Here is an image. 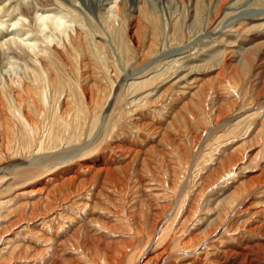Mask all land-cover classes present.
I'll return each instance as SVG.
<instances>
[{"label":"rangeland","instance_id":"obj_1","mask_svg":"<svg viewBox=\"0 0 264 264\" xmlns=\"http://www.w3.org/2000/svg\"><path fill=\"white\" fill-rule=\"evenodd\" d=\"M149 1L157 20L132 22L122 10L123 21L111 25L85 17L82 27L70 20L68 34L74 37L76 28L84 37L75 50L68 37L53 39L64 56L50 46L43 55L48 74L37 71L47 98L46 106L39 100L43 115H34L42 119L40 134L34 139L28 132L29 138L12 119L8 126H16L15 133L0 135V202L32 191L20 201L29 204L21 221L35 220L24 222L27 233L33 228L54 240L64 235L70 252L48 264H264V9L250 22H238L244 5L249 12L264 2L234 0L215 21L208 0L196 10L192 0H171L170 7ZM21 19L28 29L29 19ZM3 39L0 52L15 64L0 67V88L9 94L1 100L11 118L13 92L4 79L31 81L27 68L39 67L44 44L38 38L34 51L21 52ZM241 46L242 62L231 53ZM62 102L68 110L63 122L55 115ZM79 190L92 198L82 214ZM7 206L0 208V237L18 218L14 203ZM52 215L59 218L46 228L41 217ZM69 216L78 223H67ZM71 226H87L88 236L79 231L77 240L68 239ZM47 251L54 252L51 245ZM16 254L0 264L16 263ZM21 257L31 264L39 259L31 251Z\"/></svg>","mask_w":264,"mask_h":264},{"label":"bare ground","instance_id":"obj_2","mask_svg":"<svg viewBox=\"0 0 264 264\" xmlns=\"http://www.w3.org/2000/svg\"><path fill=\"white\" fill-rule=\"evenodd\" d=\"M171 0H157V6L160 7V6H169L170 7V2ZM186 1H189V0H186ZM201 1L203 2L204 0H192L191 1V4L193 6V9H197L198 6L200 5ZM234 0H220V3L218 5H215V6H212V2H210V0H208V4H210V8L212 11V19H214L215 21L218 18L220 12L226 7L225 5L227 4H231V2H233ZM260 1H263L264 0H260ZM53 2V3H51ZM118 1L116 0H41V1H37L36 0V4L32 5L29 0H0V39L4 38L3 39V44H5L7 47H11V48H18L19 50H21V52L24 50V51H28V50H31V51H34V47L38 44H35L36 43V39H41L40 41L43 42V47L41 50H42V54L40 53V55L38 56L37 55V63L39 65L38 68H35L32 69V68H27L29 69V74L28 76L31 77V81L27 82V81H24V80H20L22 77L21 76H18L14 79L10 78L9 77V80L6 78H2L5 80V82H7V84L10 85V87L12 88V92H13V95H12V101L11 103H14V106L12 109H10V112H11V115L12 117L9 118L7 117V113L5 112L4 108H3V102L1 100V98H8L9 97V94L6 93V90L4 88H0V135H6V133H15V129H16V126H15V129L14 127L13 128H10L8 126V122L11 121L12 119H14V121L16 122H19L21 124V126L23 127L24 129V133L25 135L29 136L28 135V132H30V134H32V136H36L38 134H40V130L38 129V118H35L34 115H36V113H38L40 116L43 115V111L42 108H41V105L39 104V100L42 101V104L43 105H47V98L45 96V92H44V89H45V86L42 87L41 85V77L39 75V73L37 71H41V72H44L46 70V63H45V58H44V54H46L49 50L47 49H51L50 46L53 45V39L55 38V41H56V38H58L60 40V37H68V42L71 44V46L74 48H76L77 44L80 43L81 44V39H83L84 37L82 36L83 34H81V32L79 30H76V28L74 29V32H75V36H70V34H68V30L71 29L70 25V20L72 23H75L79 26H82L84 27L85 24H84V19L85 17L87 18H90L92 20L93 23H97V24H103V23H108V24H113L115 22H117L118 20L120 21H123L122 20V12L123 11H126L127 12V16L129 17L130 20H132V22L136 21L137 22H141V17H145L146 18V21H149L150 19H153V20H157L158 18V15H157V12L155 11V8L154 6L156 5H152V3L149 1V0H119V2L117 3ZM207 2V0H206ZM257 2V1H256ZM112 4V5H111ZM13 5V6H12ZM221 5V6H220ZM220 6V7H219ZM232 4L228 7V9H231L233 7H231ZM157 7V8H158ZM245 7L243 10H242V14H240L239 16H242L241 19L238 21V22H246V21H251L253 20V18L255 17H249L250 15H257V10H263L264 9V6L260 7V8H253L252 10H250L249 12H244V11H248L250 7H246L245 5L243 6ZM191 9V8H190ZM192 9V10H193ZM240 9V8H239ZM251 9V8H250ZM123 10V11H122ZM196 12V11H195ZM141 14H143L141 16ZM197 15V14H196ZM234 15V14H233ZM248 15V17H247ZM237 16V15H236ZM7 18V19H6ZM21 18H27L29 19V23L31 24L29 26L28 29L24 28L25 26H22V21L23 19ZM197 18V17H196ZM194 16L193 18H191V22H194L196 21V19ZM236 18V17H235ZM3 19H6V20H3ZM69 19V20H68ZM129 20V21H130ZM177 21V19L175 20V22ZM25 22V21H24ZM106 23V24H107ZM123 24V22H122ZM140 24V23H139ZM264 24V23H263ZM25 25V24H24ZM74 25V24H73ZM136 25V24H134ZM76 26V25H75ZM8 27H10V29H8ZM86 27V26H85ZM3 28V29H2ZM15 28V29H13ZM3 31H2V30ZM45 29L47 31H45ZM72 30H73V26H72ZM111 32V31H110ZM32 33V34H31ZM13 35V36H18L19 39L13 37V36H10L8 39H5L6 36L8 35ZM109 34V33H108ZM111 34V33H110ZM109 34V36H110ZM57 39V40H58ZM63 39V38H62ZM26 40V41H25ZM110 40V39H108ZM114 40V39H113ZM2 41V40H1ZM1 41H0V44H1ZM22 41H25V42H22ZM62 41V40H61ZM262 41V40H260ZM59 42V41H58ZM58 42L55 44V45H59ZM64 42V40H63ZM62 42V43H63ZM66 42V40H65ZM263 42V43H262ZM260 42V45H264V41ZM61 43V42H60ZM107 43V42H105ZM262 43V44H261ZM113 44V43H112ZM256 44H259V42L256 43L249 49L247 50V55L249 56L252 52H253V48L254 46H256ZM39 45V44H38ZM96 45V43H95ZM252 45V44H251ZM97 46V45H96ZM108 46V45H107ZM2 47V46H0ZM264 47V46H263ZM262 47V48H263ZM36 48V47H35ZM244 48V47H243ZM242 46L239 48V52L238 51H232L231 53L233 54H236V56L234 57V59L238 58V60H240V62H242L241 60L242 59H239L240 58V50L243 49ZM258 48V47H257ZM53 50L54 52L59 55V56H64L63 53H60L57 51V49H54V45H53ZM67 52L70 51L68 50V48L65 49ZM246 50V49H244ZM23 51V52H24ZM30 51V52H31ZM115 51V50H114ZM51 52V51H50ZM115 54V52H114ZM36 55V54H35ZM212 56V55H211ZM239 56V57H238ZM8 56L7 54L4 52V50H2V52H0V67H5L4 64H8V67L10 68H13V65L14 64V61H11V60H8L7 59ZM246 60V58H245ZM31 61V60H30ZM35 61V60H34ZM61 61V60H60ZM244 61V60H243ZM17 66V64H16ZM15 67V66H14ZM49 68V67H48ZM32 69V71H30ZM34 72V73H33ZM47 74L48 72L45 71ZM16 73V72H15ZM6 74V73H5ZM14 74V73H13ZM33 76H32V75ZM6 77V76H5ZM47 78V77H46ZM130 79V78H129ZM128 79V80H129ZM47 80V79H46ZM50 80V78H49ZM54 80V79H53ZM52 80H50L49 82L51 83ZM48 82L46 81V84ZM53 83V81H52ZM53 85V84H52ZM54 85H57V84H54ZM18 86V87H17ZM49 86V85H48ZM114 86V85H113ZM56 87V86H54ZM47 88V87H46ZM51 89H55V88H52ZM57 89H58V86H57ZM60 89V88H59ZM59 89H58V92H59ZM64 89V88H63ZM50 90V89H49ZM71 90V89H70ZM61 91V90H60ZM51 92V91H50ZM57 92V91H56ZM63 92V91H62ZM179 92V91H178ZM12 94V93H11ZM10 94V95H11ZM113 93L109 95V98H108V101L111 102L112 100V97H113ZM37 96L39 97V99H37ZM57 96V95H56ZM55 96V97H56ZM53 97V96H52ZM71 97V96H69ZM65 98V96H64ZM76 98V97H75ZM64 100V99H63ZM57 101V100H56ZM65 101V100H64ZM78 102V100H77ZM71 103V102H70ZM75 104V103H74ZM42 105V106H43ZM108 105V104H107ZM75 106V105H74ZM79 106V105H78ZM9 108V107H8ZM43 108H46V107H43ZM69 108V107H68ZM75 108V107H74ZM73 108V109H74ZM77 108V107H76ZM76 110V109H75ZM9 111V109H8ZM48 111V109H47ZM67 106H65L64 102H62L61 106H60V109L59 111L55 114L59 119L60 121H64L66 120L65 117L66 115L68 114L67 113ZM74 111V110H73ZM50 112V111H49ZM52 112V111H51ZM47 113V112H46ZM74 113V112H73ZM76 113V116H79L80 114V111L77 109V112L75 111ZM49 114V113H48ZM45 115V114H44ZM37 117V115H36ZM47 117V115H46ZM53 117V116H52ZM68 117V116H67ZM72 117V116H71ZM44 118V117H43ZM55 118V117H54ZM69 118V117H68ZM67 118V119H68ZM76 118V117H75ZM41 119V118H40ZM56 119V118H55ZM71 119V118H70ZM42 120V119H41ZM41 120L39 122H41ZM69 120V119H68ZM13 121V122H14ZM45 121V120H44ZM56 121V120H55ZM12 122V123H13ZM47 122H50L47 121ZM52 122V121H51ZM50 122V124H51ZM59 122V121H58ZM66 122V121H65ZM44 123V122H43ZM55 123V122H54ZM53 123V124H54ZM143 123V122H142ZM40 124V123H39ZM45 124V123H44ZM102 124V123H101ZM13 125V124H12ZM56 125V124H55ZM58 125H60V123H58ZM62 125V123H61ZM66 125V124H65ZM20 126V127H21ZM45 125H43L44 127ZM50 126V125H49ZM65 127V126H64ZM68 128V127H67ZM19 130V129H18ZM55 130V128H54ZM63 130V129H62ZM21 131V130H20ZM23 131V130H22ZM21 131V132H22ZM42 131V130H41ZM47 132V133H46ZM52 132L51 131V128H49L47 131L45 130V133L46 135H52ZM56 132V131H55ZM67 132V131H66ZM44 133V132H43ZM42 133V134H43ZM59 133H61V130L59 131ZM57 133V134H59ZM9 134V135H10ZM23 134V133H22ZM62 134V133H61ZM8 135V134H7ZM7 135L5 137H7ZM45 135V134H44ZM18 136V135H17ZM34 136L32 138H34ZM42 136V135H41ZM54 136V134H53ZM59 136V135H58ZM61 136V135H60ZM59 136V137H60ZM15 137V136H14ZM22 137V136H21ZM25 137V136H24ZM37 137V136H36ZM48 137V138H49ZM52 137V136H51ZM18 138V137H17ZM29 138H31L29 136ZM27 138V139H29ZM43 138V137H42ZM47 138V139H48ZM54 138V137H53ZM26 139V140H27ZM35 139V138H34ZM39 139V137H38ZM52 139V138H51ZM53 140V139H52ZM59 140V139H58ZM31 140H29L30 142ZM54 141V140H53ZM63 141V140H62ZM32 142H37V141H34L32 140ZM31 142V144H32ZM40 142V141H39ZM50 142V141H49ZM56 142V141H55ZM25 144V143H24ZM27 144V143H26ZM38 144V143H37ZM45 144V143H44ZM48 144V143H47ZM28 145L30 146V144L28 143ZM40 145V143L38 144ZM43 145V144H41ZM49 145V144H48ZM56 145V144H55ZM19 147V146H18ZM25 147V146H24ZM31 147V146H30ZM237 148V147H236ZM29 149V148H27ZM41 148H39L40 150ZM24 151V148L21 149ZM37 150H38V147H37ZM130 151V150H129ZM27 152V151H26ZM40 152V151H39ZM37 153V151L35 152ZM126 153V152H125ZM124 153V155H125ZM128 153V152H127ZM133 154V153H132ZM23 155V154H22ZM122 157V155H120ZM231 156V155H230ZM145 157V156H144ZM143 157V158H144ZM120 158V157H119ZM122 158H125V157H122ZM142 158V157H141ZM214 158V157H213ZM121 159V158H120ZM125 160V159H124ZM122 160V161H124ZM232 160V159H231ZM63 161V160H62ZM111 163V162H110ZM87 167V166H86ZM86 167H85V170H86ZM82 168V167H81ZM90 167H88L87 169H89ZM69 171L65 170L64 172L62 173H67ZM79 172V171H78ZM77 172V173H78ZM80 172H84V171H80ZM86 172V171H85ZM84 172V173H85ZM90 172V171H89ZM88 172V173H89ZM61 173V174H62ZM203 173V172H202ZM1 174V172H0ZM59 175V176H62V175ZM84 176V174H83ZM78 178V177H77ZM67 180V179H66ZM92 180V179H91ZM53 181V180H52ZM56 182V181H55ZM68 183V181H67ZM140 184V183H139ZM55 186V185H54ZM51 187V186H50ZM58 187V186H57ZM89 187V186H88ZM140 187L144 188L145 185L141 183ZM139 187V188H140ZM261 187V186H260ZM60 188V187H59ZM140 188V190H141ZM138 189V187H137ZM145 189H143L144 191ZM80 191V190H79ZM139 191V189H138ZM137 191V192H138ZM142 191V192H143ZM40 192V191H39ZM81 192V191H80ZM136 192V193H137ZM141 192V191H140ZM82 193V192H81ZM91 193V192H90ZM136 193L135 196H133L132 198L134 199V197H137L136 196ZM32 194V191L30 192H21L19 194H15L13 195L11 198H9V200L7 201H2L0 202V208H8L7 205H9V203H14V207L13 209L16 210L17 208V211L18 212V218L17 220H11L9 222H11V224H13V228H15V231L12 233L11 231V228L8 229L10 231H8L10 234L6 235V232L5 233V236L4 237H0V243H2V246L0 248V259L1 258H4L2 261L6 259H11L10 256H12L13 254H16L17 255V262L16 263H13V264H31V262L28 263V261L24 258L21 257V255L24 253H27L29 251H31V253H36L38 254L39 256V259H37L36 261L33 260V262H36V263H32V264H39L40 261H43L42 263L43 264H48V262L50 261V259L53 257V262H56L57 260V254L59 252H64L66 254H69L68 251H66L67 249L64 248V244L65 242L67 241L65 237H61L59 240H54V236L52 237L51 235H40V236H37L38 233H36V230L31 228L30 230V234L27 233V227L25 226L24 222H30L32 223V218H27L26 221H21L23 218H21L22 214H24L25 212V209L22 208L23 206L26 208L27 205L29 204H24L23 202L21 203V198L24 196H30ZM84 194V193H82ZM81 194V195H82ZM133 194V193H132ZM139 196H140V193H138ZM137 194V195H138ZM143 194V193H142ZM145 194V193H144ZM76 195V194H75ZM80 195V196H81ZM151 194L149 195H146V196H150ZM39 196V195H38ZM42 196V195H41ZM44 196V195H43ZM78 196V195H77ZM92 196V195H91ZM152 196V195H151ZM66 197V196H65ZM63 198V199H66V198ZM144 197V196H143ZM44 198V197H42ZM138 198V197H137ZM45 199V198H44ZM68 199V198H67ZM83 199L84 200H80L81 201V208L80 209V214H82L84 211H85V208L86 207H89L90 206V203L91 202V199L90 198V194L89 192L85 193L83 195ZM148 199V198H147ZM36 200V199H35ZM143 200V198H142ZM146 200V199H145ZM28 201V200H27ZM27 201H24L25 203ZM38 201V199H37ZM41 201V200H40ZM220 201V200H219ZM19 202V203H18ZM29 202V201H28ZM27 202V203H28ZM35 202V201H34ZM77 202V201H75ZM30 203V202H29ZM32 203V201H31ZM30 203V204H31ZM36 203V202H35ZM34 203V205H35ZM93 203V202H92ZM219 203V202H217ZM33 204V203H32ZM50 204V203H49ZM65 204V203H64ZM17 205V206H16ZM97 205V203H96ZM7 206V207H6ZM12 206V205H11ZM10 206V207H11ZM62 206V205H61ZM6 207V208H5ZM29 207H32V206H29ZM35 206H33V209L31 208V211L29 212V214L33 213V211H35L34 208ZM49 207V206H48ZM50 208V211H53L51 207ZM56 208V207H55ZM68 207H62V209L65 211V209H67ZM56 210V209H55ZM69 211V210H68ZM231 211V210H230ZM36 213V212H35ZM33 214L36 215V214ZM55 213V212H54ZM61 213V211H60ZM38 215V214H37ZM51 215V214H50ZM2 216V215H1ZM85 216V214H84ZM84 216H81L80 215V221H82V224H84V220H85V217ZM126 216V215H125ZM45 217V216H44ZM48 217V216H47ZM55 216L52 215L49 216L48 218H42L41 217V221H43V225L46 226V228H49V226H52L54 225L53 222H56L55 220H57V216L56 218H54ZM38 218V217H37ZM67 223H72L73 224H77L78 222H76L74 220V216H69L67 217ZM16 219V218H15ZM47 219V220H46ZM77 219V218H76ZM111 220V219H110ZM35 221V220H34ZM33 221V222H34ZM59 221V220H58ZM8 222V223H9ZM74 222V223H73ZM87 222V220H86ZM216 223V222H215ZM10 224V223H9ZM60 224V223H59ZM81 224V223H80ZM81 224V225H82ZM86 224V223H85ZM88 224V223H87ZM86 224V225H87ZM113 225V224H112ZM3 226V225H2ZM6 226V225H4ZM8 226V225H7ZM68 226V225H67ZM91 226V225H90ZM10 227V226H9ZM59 227V226H58ZM75 227V228H74ZM78 227H79V224H78ZM77 226H71L69 228V231L67 232H70V230H72L73 228L75 230H73L71 232V235L68 234V239L69 238H74L76 237V240L77 238L79 237L78 233L80 231V233H82L83 237L86 238V235L88 236L87 232L85 230V228L87 227H84V230L81 231L82 227L78 228ZM89 227V226H88ZM101 227V226H100ZM99 227V228H100ZM2 228V227H0ZM68 228V227H67ZM30 229V228H29ZM35 230V231H33ZM88 230V229H87ZM91 230V229H90ZM2 231V230H1ZM33 231V233L31 232ZM7 232V233H8ZM57 232V231H56ZM55 232V234H56ZM66 232V231H65ZM135 234V233H134ZM1 235V234H0ZM39 235V234H38ZM81 235V234H80ZM210 235V234H209ZM56 236V235H55ZM67 237V236H66ZM82 237V238H83ZM91 237V236H90ZM95 239V238H94ZM2 240V241H1ZM90 240V239H89ZM48 245L53 248L54 252L51 253L49 251H47L48 249ZM83 245V244H82ZM85 245V244H84ZM201 245V244H200ZM205 245V244H204ZM202 246V245H201ZM38 247H40L38 251ZM117 247V246H116ZM199 247V246H198ZM27 249V251H26ZM75 249V248H74ZM22 250V252H21ZM47 251V252H46ZM16 252V253H15ZM193 252V251H192ZM21 253V254H20ZM49 253V254H48ZM51 253V254H50ZM224 253H227V250H224ZM72 254V253H71ZM165 255V254H164ZM14 257V256H13ZM32 257V256H31ZM65 257V256H64ZM73 258V257H72ZM71 258V259H72ZM228 258V257H227ZM61 259V258H60ZM15 260V258H14ZM62 260H69V258L67 257L66 258H63ZM183 260V259H182ZM1 261V260H0ZM9 261V260H8ZM64 261V262H65ZM14 262V261H13ZM146 262V261H145ZM41 263V262H40ZM52 263V262H50ZM71 263V262H70ZM130 263V262H129ZM9 264V263H8ZM55 264V263H54ZM102 264H104V261H102ZM134 264V263H133ZM145 264V263H144ZM147 264V262H146ZM158 264V263H157Z\"/></svg>","mask_w":264,"mask_h":264}]
</instances>
